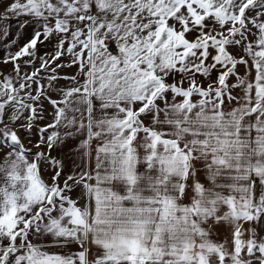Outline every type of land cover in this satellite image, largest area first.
Returning <instances> with one entry per match:
<instances>
[{
  "label": "snow or ice",
  "instance_id": "obj_1",
  "mask_svg": "<svg viewBox=\"0 0 264 264\" xmlns=\"http://www.w3.org/2000/svg\"><path fill=\"white\" fill-rule=\"evenodd\" d=\"M0 264H264V0H0Z\"/></svg>",
  "mask_w": 264,
  "mask_h": 264
}]
</instances>
